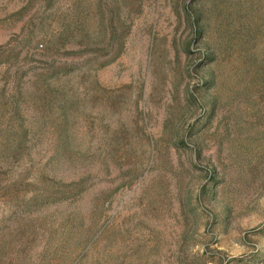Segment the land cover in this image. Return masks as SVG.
<instances>
[{
    "label": "rangeland",
    "instance_id": "1",
    "mask_svg": "<svg viewBox=\"0 0 264 264\" xmlns=\"http://www.w3.org/2000/svg\"><path fill=\"white\" fill-rule=\"evenodd\" d=\"M77 1L103 68L76 0H0V264H264V0Z\"/></svg>",
    "mask_w": 264,
    "mask_h": 264
},
{
    "label": "trees",
    "instance_id": "2",
    "mask_svg": "<svg viewBox=\"0 0 264 264\" xmlns=\"http://www.w3.org/2000/svg\"><path fill=\"white\" fill-rule=\"evenodd\" d=\"M72 14L66 15L62 19V31L60 33V39L62 40L61 46L66 45L68 42L75 49H65L63 51L64 55L71 57V63L81 66L95 67V69H100L106 65L113 62L123 51L125 45V30L127 27V19L123 20L118 17L116 8L105 6L103 4H98V10L100 16L103 18L105 14H108L106 22H100V30L98 36L93 38L91 34L85 29H78L76 33H79L78 36H73L74 31L73 26H83L86 17L83 11L85 10L82 3L77 1L73 5ZM121 20V21H120ZM196 21H199V16L196 17ZM121 26L123 34H118V26ZM55 34L45 33L44 37H55ZM119 35V36H118ZM74 37V38H73ZM50 40V39H49ZM51 41V40H50ZM117 44V48L115 45ZM97 44H102V47H97ZM117 49V52H116ZM46 51H49V46L46 47ZM114 51L116 54H114ZM81 66H78L81 68ZM67 66L61 65L58 68H53L52 72L48 74L49 77H55L56 75H66ZM77 68V67H75ZM82 183V181H81ZM64 186V194L67 191L68 186Z\"/></svg>",
    "mask_w": 264,
    "mask_h": 264
}]
</instances>
